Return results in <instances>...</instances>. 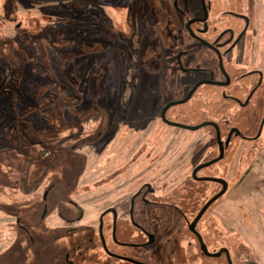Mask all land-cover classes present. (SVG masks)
<instances>
[{"label":"flooded vegetation","instance_id":"af4514ba","mask_svg":"<svg viewBox=\"0 0 264 264\" xmlns=\"http://www.w3.org/2000/svg\"><path fill=\"white\" fill-rule=\"evenodd\" d=\"M145 1L150 15L135 3L139 24L129 31L135 19L122 11L132 2H105L123 17L107 15L109 29L122 26L119 39L136 35L142 45L143 27L153 39L149 53L141 46L149 61L138 71L135 116L120 122L129 131L103 142L102 177L90 185L123 194L87 227L82 209L57 194L63 226L43 228L40 264H264V197L256 212L223 201L264 146V1ZM53 192L44 193L42 223Z\"/></svg>","mask_w":264,"mask_h":264},{"label":"rangeland","instance_id":"374dc122","mask_svg":"<svg viewBox=\"0 0 264 264\" xmlns=\"http://www.w3.org/2000/svg\"><path fill=\"white\" fill-rule=\"evenodd\" d=\"M106 1L0 0V137L3 135L7 137L9 131H12L10 121L14 115L31 117L33 122L28 125L33 131L46 128L42 121L36 122V117L32 113L25 114V110L35 108V96H47L49 90L52 91L50 82L57 86L58 92L56 93V89L54 91L58 97L56 103L62 104L60 108L62 115L60 118L56 117L57 133L53 136L39 134L38 137L47 148L58 146L61 149L60 147H66L71 143L70 146H77L75 157L84 159V170L77 180L76 192L71 196V200L83 211L79 227L95 226L99 213L106 206L113 204L120 193L123 194L121 188L108 192L102 187L101 182L96 184L97 189L91 186L102 177L104 170L102 166L109 152L103 142L115 139L114 141L118 143L122 133L129 131L120 122L124 120L128 111L130 117L135 116V104L132 101L135 100V86L139 83L138 71L143 68L142 64L149 61L144 55L145 52L146 54L150 52L153 41L149 38L150 27H143V34H140L142 36L140 42L143 46L139 45L136 35L131 37L130 41L119 39L122 26L117 23L109 29L107 15H110V19L121 23L123 17L115 11H109L112 9L110 6L109 9L106 7ZM128 1L132 2L131 10L122 13H130L135 20L132 21L131 18L126 20L127 31L132 29L130 28L132 23L137 26L139 24V12L135 3L140 4L139 7L145 18L150 15L145 0ZM37 16H40V20H37ZM126 29L123 31L126 32ZM136 29L139 31V27ZM105 30L111 31L113 36L105 37ZM145 36H149L148 39ZM22 38H24L23 44H19L17 40L20 41ZM141 46L145 51L142 56ZM121 52H125L124 56H120ZM81 67H83L82 71L78 72ZM67 71H74V74ZM57 83L62 85L58 86ZM75 98L78 100L76 107L73 108L71 104L74 103ZM65 106H69L68 110ZM24 119L23 117L22 120ZM74 120L80 121L82 129L79 127L65 129L62 126L63 122L72 123ZM35 127L38 129H34ZM18 129L20 130L19 127ZM32 130L27 133L29 139L23 136L24 141L21 143L28 146V143L31 144ZM98 133H101V143L95 146L93 142ZM77 134H79L77 139L59 145L69 136ZM5 137L0 139V150L7 148L4 144L7 141H3ZM174 142L178 143L176 140ZM177 143L172 147L177 148ZM29 149L27 148V152ZM36 149L38 150L39 147ZM59 149L53 148L56 153L53 154L52 163ZM58 156L61 157L60 154ZM10 157L11 152L0 153V254L17 242L15 219L12 214L19 213L17 215L21 217L32 212V219L39 220L43 212L42 198L46 187L51 183L57 184L58 187L63 186L55 179L61 177L60 171L56 168L58 162L55 163L53 171L45 172L39 187L34 189L35 180L27 181L24 186L22 179L25 172L20 170L17 164L11 163ZM33 169L35 167L31 164L29 166L31 175L35 172ZM42 169L47 170L45 167ZM238 178H240L238 183L227 194L228 199L223 201L229 203L236 201L256 212L257 198L264 197V146L249 170L245 173L240 172ZM32 179H36V175ZM211 188L213 187H208V192L212 190ZM129 190L126 188V193ZM57 193L58 191L53 192L49 198V208L52 209L41 223V228L50 232L63 226L57 217V207L54 202ZM230 209V207L223 208L222 213L230 214L232 212ZM236 214V217H239L237 211ZM44 238L47 243H53L55 236L47 235ZM25 243L26 239L24 242H19V246L24 251V264H38L35 263L37 260L32 250L27 249Z\"/></svg>","mask_w":264,"mask_h":264},{"label":"trees","instance_id":"16d2710c","mask_svg":"<svg viewBox=\"0 0 264 264\" xmlns=\"http://www.w3.org/2000/svg\"><path fill=\"white\" fill-rule=\"evenodd\" d=\"M38 19L40 20V16H37V20ZM17 41L19 44H23L24 38L20 39V41L18 39ZM67 72L74 74V71H67ZM63 81L66 82V80H63ZM50 84H51L50 88L52 89V91L49 90L50 92L48 91L49 93L47 94V96L45 95L35 96L34 97L35 103H36L35 108L33 107L34 109H29L30 112L28 111V109L25 110V114L29 115L32 113L33 116L36 117L35 118L36 122L42 121V123L45 124L46 128H43L40 131L39 130L33 131L32 129H30L28 125L33 122L31 120V117L28 118V116H23L25 119L22 120L23 118L22 116H18V117H16L15 115L12 116V121H10L13 124V125L11 124L12 131H9L10 133H8L7 137L3 135L5 137L3 138V141H7L6 142L7 144L4 143L7 148H5L4 150H0V153L1 152L3 153L11 152V157H10L11 163L17 164L18 168L22 170L23 172H25V176L22 179L23 185L24 184L26 185L27 181L32 182L33 180H35L36 184L34 186V189L39 187V185L42 183V179L44 178L46 174L45 172L48 170L53 171L55 163L58 162L56 168L57 170L60 171L61 177H56L55 179L59 180L61 184H63V186L58 187L57 184L51 183L46 187L45 192L48 191L49 189L54 191V193L55 191H58L57 194L60 193V195L62 196L65 195L70 200L71 196L74 195L76 192L77 183H78L77 180L82 175L85 162H84V159L80 160L78 156L75 157V150L77 149V146L73 147L72 145L71 146L69 145L71 144L69 142L74 139H77V136L79 134L75 136L73 135L69 136L65 141L60 142L59 144L60 146L61 144L66 143L67 141H68L67 143H69L66 147L64 146L65 148L60 147L61 149H59L58 146L47 148L46 145H44V142L41 141L40 137H38L39 134H47L51 136L56 134L57 133L56 128L58 127V124L56 122L57 120L56 117L60 118L62 115L60 113L61 112L60 108L62 104H60V102L56 103V101L58 100V97L56 94L58 92L56 88L57 86H54L51 82ZM60 85L62 84L59 83L58 86ZM68 88H71V87H68ZM55 89H56V93L54 92ZM73 93L75 92L73 91ZM75 100H74V103L71 104L73 108L76 107V102L78 98H75ZM68 107L69 106H65L66 109ZM78 124L79 126H77ZM62 126H64L65 129L66 128L73 129L74 127H79L82 129V124H80V121L77 122L75 120L72 123L63 122ZM18 127L20 128V130L18 129ZM36 127L34 129H38ZM59 129H61V127H59ZM31 130L33 134L32 135L33 141L31 142V144L28 143L29 146L27 144L24 145L23 143H21L24 141L23 136L29 139L28 138L29 135H27V133H29V131ZM43 130H46V131H43ZM36 131H39V132L37 133ZM3 136H1L0 139ZM36 147H39V149L37 150ZM27 148H30L32 150L29 149V151L27 152ZM53 148H55L56 150L58 149L60 150L58 154H60L61 157H59L57 154L55 161H53L52 163L53 157L56 153V150L53 151ZM29 164L30 165L32 164L35 167V169H33L35 172L32 173V175L31 173H29V166H30ZM43 167L47 168V170L44 171L42 169ZM35 175H36V179H32V178H35ZM37 175H40V177H38ZM42 201H43V198H42ZM50 211L51 210L49 209L48 213ZM31 213L28 212L26 215L21 216V217L17 215L19 213L12 214V216L15 219L14 229L17 232V242L14 243L13 247H10L8 250L0 254V264H24V261H25L24 251L23 249H21V246H19V242H24L25 239H26L25 244H27L26 248L27 249L29 248V250L31 249L32 251H34V254L37 260L36 262L40 264L41 258L39 256L38 246L42 243V233H43L42 232L43 229L41 228L42 222L40 219L37 221L36 220L34 221L32 219ZM40 228L42 229L41 232L38 231ZM20 238L22 239L20 240Z\"/></svg>","mask_w":264,"mask_h":264},{"label":"water","instance_id":"95a60500","mask_svg":"<svg viewBox=\"0 0 264 264\" xmlns=\"http://www.w3.org/2000/svg\"><path fill=\"white\" fill-rule=\"evenodd\" d=\"M197 129H199V127L198 128H194V129H192V130H197ZM221 195H223V192H221L218 196H221ZM208 205H209V203H208ZM207 205V206H208Z\"/></svg>","mask_w":264,"mask_h":264}]
</instances>
